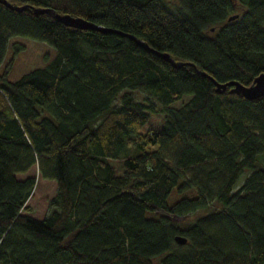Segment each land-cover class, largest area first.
<instances>
[{"label": "trees", "instance_id": "16d2710c", "mask_svg": "<svg viewBox=\"0 0 264 264\" xmlns=\"http://www.w3.org/2000/svg\"><path fill=\"white\" fill-rule=\"evenodd\" d=\"M14 38L54 56L0 74V264H264V96L214 84L264 74V0H0Z\"/></svg>", "mask_w": 264, "mask_h": 264}, {"label": "rangeland", "instance_id": "374dc122", "mask_svg": "<svg viewBox=\"0 0 264 264\" xmlns=\"http://www.w3.org/2000/svg\"><path fill=\"white\" fill-rule=\"evenodd\" d=\"M10 45L7 47L5 54V60L0 68V74L6 68L8 70L7 79L10 82L18 80L24 74L45 66V58L52 59L54 52L50 47L43 43L33 42L31 40L23 38H14L10 41ZM14 45L23 46L24 51L15 55ZM134 98L137 101H142L144 95L138 92H133ZM190 100L189 96L182 97L179 101L174 103L172 107L180 108L182 105ZM138 152V151H137ZM132 155H136V152H132ZM261 163L264 164V159L259 158ZM247 174L242 175L239 178L238 186H240ZM34 177L36 180L35 188L32 195L26 202V206L31 209L30 216L41 220L45 218L49 213V201L56 194V183L54 181L44 180L40 177L37 166H34L25 174L17 175L18 179H24L26 177Z\"/></svg>", "mask_w": 264, "mask_h": 264}, {"label": "water", "instance_id": "95a60500", "mask_svg": "<svg viewBox=\"0 0 264 264\" xmlns=\"http://www.w3.org/2000/svg\"><path fill=\"white\" fill-rule=\"evenodd\" d=\"M2 3L5 5L7 4L5 1H3ZM38 12L42 13L43 11L40 10ZM56 18L59 22H61L63 25H65L67 27L80 29V30L97 31V32H101V33L107 32V30H105L101 27L95 26L94 24H92L86 20H83L81 18H72L68 15H64V16L56 15ZM236 18H237V16L230 17L229 21H232ZM136 43L139 46H143V43L140 41H136ZM160 57L163 59H168L167 55H160ZM168 61L172 63V66H175L174 63L170 59H168ZM214 84L216 86L215 92L218 94L225 92L227 87H230V91H229L230 94L240 95L249 101H252V100H255L257 98L264 96V74H260L253 81V83L248 87H244V86L240 85L239 83H229V84H225V85H219L216 83H214ZM174 240L179 245H185L187 242V240L181 236L175 237Z\"/></svg>", "mask_w": 264, "mask_h": 264}]
</instances>
